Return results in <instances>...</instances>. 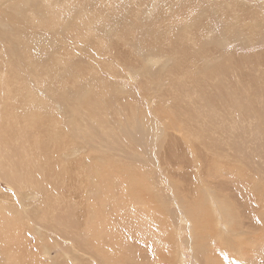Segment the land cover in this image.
Wrapping results in <instances>:
<instances>
[{
  "label": "rangeland",
  "instance_id": "obj_1",
  "mask_svg": "<svg viewBox=\"0 0 264 264\" xmlns=\"http://www.w3.org/2000/svg\"><path fill=\"white\" fill-rule=\"evenodd\" d=\"M0 18V264L226 260L203 187L264 264V0H0ZM153 122L166 138L129 141Z\"/></svg>",
  "mask_w": 264,
  "mask_h": 264
},
{
  "label": "bare ground",
  "instance_id": "obj_2",
  "mask_svg": "<svg viewBox=\"0 0 264 264\" xmlns=\"http://www.w3.org/2000/svg\"><path fill=\"white\" fill-rule=\"evenodd\" d=\"M28 5H26V4L17 5V7H16L17 8V10H16L17 16H20L21 13H23L24 10L29 7ZM31 5H33V3ZM0 24L2 25L3 23L0 21ZM7 29H8V27L6 26V30ZM7 31L11 32L9 30H7ZM87 93L91 96V91L90 90L88 91L87 89H82V90H79L78 92H72L70 90H66L63 100L73 99V100L78 101L82 97H86ZM89 99H91V98L89 97ZM86 101H88V99ZM83 110H84V107H82V106H78L76 108L67 109V110L63 108L62 113L68 115L71 118L74 114H79L81 112H84ZM158 124L156 122H153L149 126V128H147V126L145 124H141V123L139 125L134 124L132 126V129L129 128L128 130H130V131L127 132V134H128L127 136H128L129 141H131V143L138 142V141L145 139V137L148 135L152 137L151 139L153 140L154 143L157 142V140L162 141L164 138H166V136L168 134L166 135L165 128L158 125ZM125 135H126V133H125ZM160 137H162V139ZM181 137L184 138L185 140L187 139V136L181 135ZM203 188H204L203 189L204 192L208 193V196L206 195L207 196L206 200L208 201L209 205H208V207L202 209L203 210V214H202L203 217L200 214V217H202V219H200V218H198V219H200L201 224L203 223L206 227H207V225L209 227H211V225H212V227L215 228V230L219 233L218 234L219 238L217 240H220L222 242V239L225 236H228V237L231 236V237H229L230 238L229 242L231 240H233L232 244H234L233 251H232V257L227 256L226 260H224L225 256H223L222 261L218 258H217V260H213V258H211L210 260H208V264H218V263L219 264H252L254 262L253 260L255 259V251L247 250L246 252L244 251L245 253H243L241 251V248H240V245H244L242 243H244L245 241L246 242L252 241L251 238L245 237V234L246 235L250 234L249 233L250 230L247 231L248 229H244V224L242 223L243 221L242 222L238 221V219H240V218H239L238 214L236 213V211L234 213H232V215L230 216L232 211H230V212L227 211L224 203L221 201L222 199L220 200L218 196H217L218 198H216L215 196L213 197V196L209 195L210 193L208 192L207 188L206 187H203ZM235 222L239 223V227L237 230H234L231 228V225ZM252 223H253V221H252ZM244 232H245V234H244ZM243 234H244V236H243ZM214 237H216V236H214ZM245 245L247 247H250L249 244H245ZM201 246L202 245L200 244L199 248L197 249L198 251H196V253H199V251L202 250ZM200 253H204L203 250ZM238 253H240L239 257L237 256ZM207 254L210 255L209 252H207ZM216 256H218V255H216Z\"/></svg>",
  "mask_w": 264,
  "mask_h": 264
}]
</instances>
